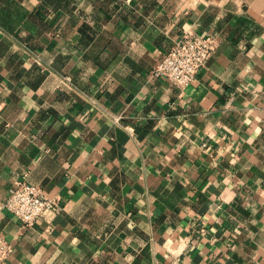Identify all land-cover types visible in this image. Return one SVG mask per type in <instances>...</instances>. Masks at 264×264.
<instances>
[{
  "label": "crops",
  "instance_id": "crops-1",
  "mask_svg": "<svg viewBox=\"0 0 264 264\" xmlns=\"http://www.w3.org/2000/svg\"><path fill=\"white\" fill-rule=\"evenodd\" d=\"M192 31L219 45L181 90L156 64ZM4 264H264V0H0Z\"/></svg>",
  "mask_w": 264,
  "mask_h": 264
},
{
  "label": "built area",
  "instance_id": "built-area-1",
  "mask_svg": "<svg viewBox=\"0 0 264 264\" xmlns=\"http://www.w3.org/2000/svg\"><path fill=\"white\" fill-rule=\"evenodd\" d=\"M218 45L216 37L212 35L184 31L156 64L152 76L165 78L183 91L196 81ZM1 211L11 213L27 227H34L49 211L58 214L63 207L58 197L45 193L42 187L23 178L11 188L7 199L0 203ZM13 250V245L0 234V264L5 263Z\"/></svg>",
  "mask_w": 264,
  "mask_h": 264
}]
</instances>
